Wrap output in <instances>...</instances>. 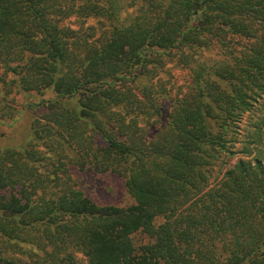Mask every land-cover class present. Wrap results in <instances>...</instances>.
Wrapping results in <instances>:
<instances>
[{
    "label": "trees",
    "instance_id": "1",
    "mask_svg": "<svg viewBox=\"0 0 264 264\" xmlns=\"http://www.w3.org/2000/svg\"><path fill=\"white\" fill-rule=\"evenodd\" d=\"M0 64L53 94L0 149V239L30 247L12 264H264V0H0ZM71 166L133 204L96 205Z\"/></svg>",
    "mask_w": 264,
    "mask_h": 264
},
{
    "label": "rangeland",
    "instance_id": "2",
    "mask_svg": "<svg viewBox=\"0 0 264 264\" xmlns=\"http://www.w3.org/2000/svg\"><path fill=\"white\" fill-rule=\"evenodd\" d=\"M124 6V2L122 3ZM133 10L125 8L122 17L131 15ZM84 28L91 25L93 21L84 22ZM71 29H78L80 21L70 18L64 23ZM210 54H215L214 52ZM210 54H207V57ZM165 72L154 84L165 86L168 90L166 96L173 98L179 90H185L190 80V72L186 68H180L175 61L166 62ZM16 73L7 71L0 64V149L17 148L29 142L31 138V122L36 113L32 109L33 103L45 98L53 97L46 92L44 95L31 93H19L12 85ZM167 101V100H165ZM71 179L75 187L100 207L126 208L133 204V200L127 194L124 179L111 172H95L93 170H78L76 167L69 168ZM1 213V212H0ZM162 219L157 220L160 223ZM136 244L145 243L144 235L133 237ZM29 246L24 247L21 252L15 251L0 239V259H7L9 264L16 260L26 261L28 259ZM78 264H86V258L80 253H74Z\"/></svg>",
    "mask_w": 264,
    "mask_h": 264
},
{
    "label": "water",
    "instance_id": "3",
    "mask_svg": "<svg viewBox=\"0 0 264 264\" xmlns=\"http://www.w3.org/2000/svg\"><path fill=\"white\" fill-rule=\"evenodd\" d=\"M0 264H3V262L0 260Z\"/></svg>",
    "mask_w": 264,
    "mask_h": 264
}]
</instances>
